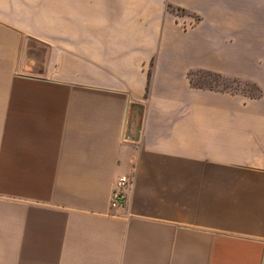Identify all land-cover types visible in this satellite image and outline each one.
Returning <instances> with one entry per match:
<instances>
[{"label": "crops", "instance_id": "0c3cea01", "mask_svg": "<svg viewBox=\"0 0 264 264\" xmlns=\"http://www.w3.org/2000/svg\"><path fill=\"white\" fill-rule=\"evenodd\" d=\"M0 264H264V0H0Z\"/></svg>", "mask_w": 264, "mask_h": 264}, {"label": "rangeland", "instance_id": "374dc122", "mask_svg": "<svg viewBox=\"0 0 264 264\" xmlns=\"http://www.w3.org/2000/svg\"><path fill=\"white\" fill-rule=\"evenodd\" d=\"M52 12L46 11L47 15ZM34 18H36L34 14ZM195 84L202 85L205 89H211L213 91L229 92L232 94H241L248 98H257L261 95L262 90L255 83L244 81L241 79H232L221 76L220 78L215 77L213 74H207L204 71L195 73L193 76Z\"/></svg>", "mask_w": 264, "mask_h": 264}, {"label": "built area", "instance_id": "2783aa9c", "mask_svg": "<svg viewBox=\"0 0 264 264\" xmlns=\"http://www.w3.org/2000/svg\"><path fill=\"white\" fill-rule=\"evenodd\" d=\"M129 184L130 180L127 176L122 175L116 178L110 196V207L120 206L124 202L125 193Z\"/></svg>", "mask_w": 264, "mask_h": 264}, {"label": "trees", "instance_id": "16d2710c", "mask_svg": "<svg viewBox=\"0 0 264 264\" xmlns=\"http://www.w3.org/2000/svg\"><path fill=\"white\" fill-rule=\"evenodd\" d=\"M200 72V71H198ZM207 73V74H213L215 77L217 78H220L221 75L220 74H217V73H212V72H208V71H204V73ZM195 73H197V71H189L188 72V79H189V82H190V85L191 87L195 88V89H205L202 85L200 84H195L194 80H193V76L195 75ZM210 89V88H209ZM211 90V89H210Z\"/></svg>", "mask_w": 264, "mask_h": 264}]
</instances>
